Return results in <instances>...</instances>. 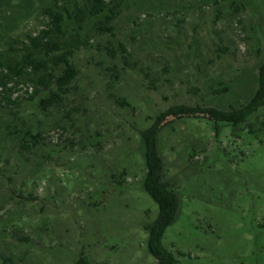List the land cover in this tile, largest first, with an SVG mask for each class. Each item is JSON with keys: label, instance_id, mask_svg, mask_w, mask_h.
<instances>
[{"label": "rangeland", "instance_id": "obj_1", "mask_svg": "<svg viewBox=\"0 0 264 264\" xmlns=\"http://www.w3.org/2000/svg\"><path fill=\"white\" fill-rule=\"evenodd\" d=\"M53 1L0 0V71ZM112 25L87 28L61 103L42 104L56 81L30 99L33 75L18 104L0 95V264H155L142 132L173 106L237 109L258 88L264 0H123ZM263 116L164 120L155 173L179 198L162 239L173 264H264V142L249 130Z\"/></svg>", "mask_w": 264, "mask_h": 264}, {"label": "trees", "instance_id": "obj_2", "mask_svg": "<svg viewBox=\"0 0 264 264\" xmlns=\"http://www.w3.org/2000/svg\"><path fill=\"white\" fill-rule=\"evenodd\" d=\"M122 6L123 0H64L62 3L55 0L46 6L43 9L45 17L43 27L36 34L26 35L27 41L23 43L21 62L14 65L1 64L6 69L0 71V95L8 103L18 104V99L13 98V94L15 90L20 89L19 78L23 75H33L32 92L28 90L29 87L24 88L29 98L34 99L41 88L51 91L52 83L56 81L61 93L51 92L48 97L42 99V104L47 108L61 103L62 93L67 92L66 86L74 80L77 73L71 58L81 47L90 45L91 35L88 33L90 30L100 34L113 32L112 21L120 14ZM101 15L102 18L96 19ZM69 22L70 26L67 25ZM123 49L126 52L124 47ZM124 59L127 60L126 55ZM56 67L62 68L58 76L54 73ZM258 83L254 96L240 108L223 110L213 106L177 105L160 114L153 125L142 132L143 154L148 168L144 188L159 205L158 217L154 222L146 225L149 233L148 247L157 259L155 264L175 262L173 253L163 245L162 239L167 227L176 220L180 207L178 195L169 188L167 181L162 180L160 175L155 173V169L162 164L158 137L164 120L169 115L193 117L206 114L210 119L239 126L264 106V64L259 69ZM249 130L257 135L262 134L261 141L264 142V116L258 123L250 124ZM78 264L95 263L86 256H81Z\"/></svg>", "mask_w": 264, "mask_h": 264}, {"label": "built area", "instance_id": "obj_3", "mask_svg": "<svg viewBox=\"0 0 264 264\" xmlns=\"http://www.w3.org/2000/svg\"><path fill=\"white\" fill-rule=\"evenodd\" d=\"M25 89H26V87H25ZM32 89H33L32 87H29V88H28V90H29L30 92H32Z\"/></svg>", "mask_w": 264, "mask_h": 264}]
</instances>
